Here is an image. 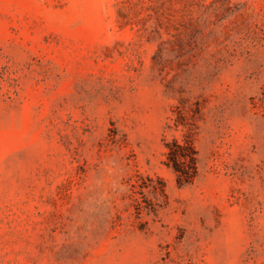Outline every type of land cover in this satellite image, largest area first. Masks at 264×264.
Masks as SVG:
<instances>
[{"label": "rangeland", "instance_id": "rangeland-1", "mask_svg": "<svg viewBox=\"0 0 264 264\" xmlns=\"http://www.w3.org/2000/svg\"><path fill=\"white\" fill-rule=\"evenodd\" d=\"M0 264H264V0H0Z\"/></svg>", "mask_w": 264, "mask_h": 264}, {"label": "trees", "instance_id": "trees-1", "mask_svg": "<svg viewBox=\"0 0 264 264\" xmlns=\"http://www.w3.org/2000/svg\"><path fill=\"white\" fill-rule=\"evenodd\" d=\"M167 164L177 174L179 184H186L193 180L196 176V151L194 147L185 142L180 144L173 141L169 147Z\"/></svg>", "mask_w": 264, "mask_h": 264}]
</instances>
